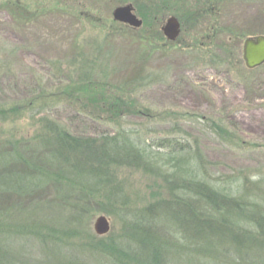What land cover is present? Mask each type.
Instances as JSON below:
<instances>
[{
    "label": "rangeland",
    "instance_id": "obj_1",
    "mask_svg": "<svg viewBox=\"0 0 264 264\" xmlns=\"http://www.w3.org/2000/svg\"><path fill=\"white\" fill-rule=\"evenodd\" d=\"M147 1L0 0V178L44 180L25 196L0 190V210L25 205V236L11 249L25 264H264V239L239 225L237 212L226 224L251 248L214 247L207 228L181 231L169 215L172 171L191 169L217 187H239L234 195L264 215V65L250 69L243 57L244 40L264 35V0H215L204 14L195 12L203 4L185 10L174 0L159 16ZM128 4L142 26L114 18ZM172 16L182 24L174 40L163 29ZM119 98L136 111H108ZM49 125L100 142L142 139L146 157L111 162L81 188L92 194L82 214L68 180L75 172L39 146ZM162 138L187 146L174 169L168 148L155 145ZM101 215L111 223L105 235L95 229ZM143 218L172 236L149 238L145 262L117 248L139 242ZM181 232L187 238L178 240Z\"/></svg>",
    "mask_w": 264,
    "mask_h": 264
},
{
    "label": "trees",
    "instance_id": "obj_2",
    "mask_svg": "<svg viewBox=\"0 0 264 264\" xmlns=\"http://www.w3.org/2000/svg\"><path fill=\"white\" fill-rule=\"evenodd\" d=\"M15 2L16 3L13 4L8 1V5L23 8L24 11L22 13H25V5L17 1ZM135 2L137 3L138 0H135ZM147 2L149 4L148 7L151 8L150 13L159 16L172 6L174 0H149ZM182 2L183 5H185L184 9L187 7L185 10H193L194 8H190L189 6L203 4V7L200 6L195 12L197 14H204V12L207 13V11L212 10L215 0H183ZM174 4H176V2H174ZM222 58H224V60H222L223 63L227 62L225 57ZM241 60L243 61V59ZM109 105L110 107L107 106V110L112 112L121 113L136 111V109L131 107V104H128L127 101L121 98H119L114 105L112 103ZM44 135L45 137L38 141L39 146L50 150L55 163L61 166L60 169L68 165V172H75V174L70 175L71 178L69 177L68 180L73 184V188L75 187L77 189V191L74 189L77 194L74 201L76 205H74V209L78 212H82V214L85 211H90L88 205L89 200L92 199V194L86 193V195H84L81 188L87 186L86 184H89L88 182L94 183L101 177L103 178L111 162L116 163L123 160L126 162L132 160L137 162L144 161L147 153L142 139L136 140L130 136L125 138L106 136L104 137L106 140L100 142L99 139L94 137H75L68 131L51 125H49L48 133ZM155 145L160 149L168 148L166 153L171 156L170 159H173L170 166L173 169V164L177 163L175 160L177 158L176 155L183 152L187 147L178 139L171 140L167 138L158 140ZM81 151L86 154H80ZM62 162H66L67 164H62ZM34 167V169H37L36 166ZM45 167L51 169L53 166L52 163H47ZM172 172L171 176H175V179L172 178V180L170 179L171 181L169 180L173 186L169 196L171 199L169 204L173 206L169 215L173 221L177 220L180 223L182 227L180 229L181 231H185L187 225L191 231L197 229V226H204L207 228V235L213 239L212 245L215 244L214 247L217 245V247H223L229 240V242L231 241L233 244L237 242L235 245L238 247L251 248L248 242L243 243L240 236H236L232 228H229L228 224H226V222L232 220V214L237 212V217L239 218V220H237L238 224L245 225L251 223L253 227L256 228L255 230L257 233L264 239V215L258 212L255 205H251L241 196L234 195L239 187L235 188L233 184L232 186L217 187L209 181L207 175H205L204 180H202L201 171H197L196 169H191L189 173L186 171ZM26 176L27 177L9 175L0 178V190L7 192L12 191L15 194L17 193L25 196V194L34 193L44 185L42 175L39 178L33 175ZM80 179H82L83 182H78ZM20 205L21 204L11 205L4 210H0V264H25V261L20 260L17 254L11 250L16 245L18 247L20 243L18 242L19 239L25 236V213H23L25 212V205ZM151 208L153 209V207ZM155 210L157 209L155 208ZM153 212L154 210L148 213L151 220L153 219ZM142 216L145 217L146 215L144 214ZM208 220H215L220 224L212 222L211 226L209 224L211 221ZM147 222H149V220H144V218L138 219L137 223L140 225V230L142 231V234L139 235V242L137 241L134 243L133 241V244L129 246L124 245V243H119L120 246H117L119 250H121L120 248L126 250V253L133 257L132 259L142 262L153 257L149 247L157 243V239L160 238L159 235L165 238V235H167L172 239V236L167 230L165 231L163 228H157L156 226L152 228L151 224L147 226ZM143 225L145 226L144 229ZM253 227L246 228L250 231ZM176 234L175 237L178 238V240L180 238L183 240L187 238L188 232H181L179 236H176ZM152 237L153 241H155L153 244L149 239H152ZM169 241L168 239L164 240V242ZM241 243L243 245H241ZM118 261L120 260L118 259Z\"/></svg>",
    "mask_w": 264,
    "mask_h": 264
},
{
    "label": "water",
    "instance_id": "obj_3",
    "mask_svg": "<svg viewBox=\"0 0 264 264\" xmlns=\"http://www.w3.org/2000/svg\"><path fill=\"white\" fill-rule=\"evenodd\" d=\"M114 18L131 24L135 27L143 25V19L139 18L132 4L119 6L114 11ZM165 34L170 39H176L181 33L182 24L178 17L172 16L163 27ZM243 57L246 66L250 69L257 68L264 64V35L250 36L244 40ZM95 229L98 234L105 235L111 230V223L106 215L98 217Z\"/></svg>",
    "mask_w": 264,
    "mask_h": 264
}]
</instances>
